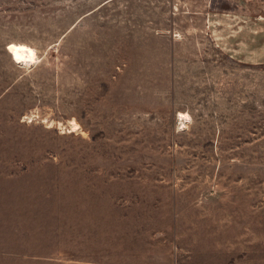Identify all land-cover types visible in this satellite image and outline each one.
<instances>
[{
    "label": "rangeland",
    "instance_id": "1",
    "mask_svg": "<svg viewBox=\"0 0 264 264\" xmlns=\"http://www.w3.org/2000/svg\"><path fill=\"white\" fill-rule=\"evenodd\" d=\"M0 264H264V0H0Z\"/></svg>",
    "mask_w": 264,
    "mask_h": 264
},
{
    "label": "bare ground",
    "instance_id": "2",
    "mask_svg": "<svg viewBox=\"0 0 264 264\" xmlns=\"http://www.w3.org/2000/svg\"><path fill=\"white\" fill-rule=\"evenodd\" d=\"M6 51L15 64L30 65L38 59L36 51L25 44L11 43L6 47Z\"/></svg>",
    "mask_w": 264,
    "mask_h": 264
}]
</instances>
